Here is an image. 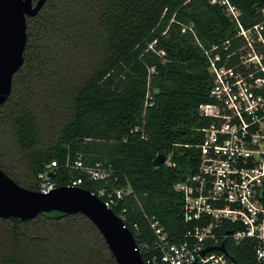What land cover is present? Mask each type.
Wrapping results in <instances>:
<instances>
[{
	"label": "trees",
	"instance_id": "1",
	"mask_svg": "<svg viewBox=\"0 0 264 264\" xmlns=\"http://www.w3.org/2000/svg\"><path fill=\"white\" fill-rule=\"evenodd\" d=\"M230 1L246 27L259 21L264 0ZM191 24L194 31L183 33ZM236 32L211 0H47L28 18L25 64L0 107L1 168L38 190L52 163L59 185L86 178L68 159L112 165L140 202L129 200L137 245L156 242L152 220L171 238L182 236L190 225L174 186L196 173L209 124L199 112L212 88L203 47ZM159 155H171L172 165L154 166ZM228 250L236 264H261L251 243L228 242ZM0 264L117 262L86 216L51 212L26 222L0 218Z\"/></svg>",
	"mask_w": 264,
	"mask_h": 264
},
{
	"label": "built area",
	"instance_id": "2",
	"mask_svg": "<svg viewBox=\"0 0 264 264\" xmlns=\"http://www.w3.org/2000/svg\"><path fill=\"white\" fill-rule=\"evenodd\" d=\"M211 3L223 7L237 32L226 41L203 47L212 88L199 112L209 124L201 129L196 173L174 186L184 198V221L190 228L171 238L159 221L152 220L156 242L137 245L146 264H236L230 253L211 250L204 254L206 248L223 243L229 252L228 242L232 246L251 243L257 261L264 264V6L259 9V21L246 27L241 11L230 0ZM193 28V24L183 25L182 32ZM166 157L165 164L171 166V155ZM67 167L86 178H69L59 185L51 177L58 168L55 162L39 174L37 191L49 194L62 186L85 189L86 180L103 182L91 193L134 235L138 233L129 200L140 202L129 181L120 186L112 165L87 166L78 157L73 163L68 159Z\"/></svg>",
	"mask_w": 264,
	"mask_h": 264
},
{
	"label": "water",
	"instance_id": "3",
	"mask_svg": "<svg viewBox=\"0 0 264 264\" xmlns=\"http://www.w3.org/2000/svg\"><path fill=\"white\" fill-rule=\"evenodd\" d=\"M46 2L0 0V107L10 98L14 76L25 64L28 18L36 17ZM166 160L165 155H159L154 166L159 167ZM51 212L86 216L103 235L117 264H146L134 233L91 191L62 186L43 194L21 186L0 166V218L26 222ZM211 250L229 254L225 243L206 248L204 254Z\"/></svg>",
	"mask_w": 264,
	"mask_h": 264
}]
</instances>
